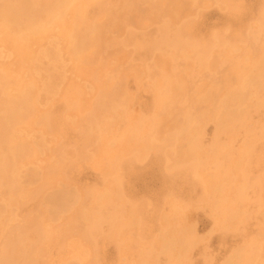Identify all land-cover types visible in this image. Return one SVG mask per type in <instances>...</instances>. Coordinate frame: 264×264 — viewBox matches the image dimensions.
<instances>
[{"label":"rangeland","instance_id":"obj_1","mask_svg":"<svg viewBox=\"0 0 264 264\" xmlns=\"http://www.w3.org/2000/svg\"><path fill=\"white\" fill-rule=\"evenodd\" d=\"M38 1L0 0L42 24L0 18V263L264 264V0Z\"/></svg>","mask_w":264,"mask_h":264},{"label":"bare ground","instance_id":"obj_2","mask_svg":"<svg viewBox=\"0 0 264 264\" xmlns=\"http://www.w3.org/2000/svg\"><path fill=\"white\" fill-rule=\"evenodd\" d=\"M36 1H38V0H36ZM46 1H47V0H45L44 2H46ZM50 1H51V0H50ZM50 1L48 0L46 3L49 4ZM54 1H55V0H54ZM57 1H58V0H57ZM65 1H66V0H65ZM75 1H76V0H75ZM75 1H74V2H75ZM90 1H92V0H90ZM175 1H176V0H175ZM7 2H8V1H7ZM38 2H39V1H38ZM52 2H53V1H52ZM58 2H59V1H58ZM60 2H61V1H60ZM74 2H73V3H74ZM78 2H80V1H78ZM156 2H157V1H156ZM159 2H160V1H159ZM177 2H178V1H177ZM218 2H219V1H218ZM222 2H223V1H222ZM3 3H4V2H3ZM31 3H32V2H31ZM61 3H62V2H61ZM73 3H72L71 1H70V2L67 1L65 4H62V5H58V6H57V4H55L57 7H56V8L54 7L55 10H54V8H53V10H52V12H54L53 17H52L53 20H54L56 23H58L59 20H61L63 13L66 12V11L70 8V6H71ZM92 3H93V1H92ZM168 3H169V2H168ZM174 3H175V2H174ZM16 4H17V3H16ZM32 4H33V3H32ZM48 4H43V5L48 6ZM51 4H52V3H50V6H48V7H49V10H50V7H52ZM79 4H80V3H79ZM81 4H82V2H81ZM159 4H160V3H159ZM159 4H158V5H159ZM177 4H178V3H177ZM192 4H193V3H192ZM216 4H217V3H216ZM4 5H5V4H4ZM6 5L9 7L8 4H6ZM34 5H35V4H34ZM73 5H74V4H73ZM73 5H72V6H73ZM75 5H76V4H75ZM83 5H84V4H83ZM153 5H156V4H153ZM32 6H33V5H32ZM81 6H82V5H81ZM81 6H80L81 10L83 9V11H84V9L86 8V7H84L85 5L83 6V8H82ZM86 6H87V3H86ZM90 6H91V5H90ZM115 6H116V5H115ZM162 6H163V5H162ZM178 6H179V5H177V7H178ZM48 7H45V9L43 8L44 10H46L45 12H47L48 9H46V8H48ZM77 7H79V5H78ZM31 8H32V7H31ZM35 8H36V7H35ZM35 8L33 7V10H35V11L37 12V9H35ZM38 8H39V7H38ZM40 8H42V7H40ZM40 8H39V10H40ZM113 8H114V7H113ZM162 8H163V7H162ZM22 9H23V7H19V8H18V13L21 12ZM70 9H71V8H70ZM77 9H78V8H77ZM153 9H154V8H153ZM13 10H14V9H13ZM20 10H21V11H20ZM33 10H32V12H33ZM49 10H48V11H49ZM85 10H86V9H85ZM14 11H15V10H14ZM14 11L12 12V8H11V9L6 8V10H5L4 13L2 14V16L0 17V18L3 19V23H4L5 25H10V26L12 25V26H15V27H16V31H17V33L20 34V35L23 34V33H25V35H26V34H27L26 32H30V33H32V34H36V33H38V31H40L39 29L42 27V24H41V22L39 23V22L35 19V15H33L32 13H31V14L29 13L30 11L28 12L29 14L26 15V17L24 16V17L26 18V20H25V18H24V21H25L24 23H22V22L19 21V19H18V16H19L18 13H17V12L14 13ZM41 11H43V10L41 9ZM72 11H73V10H72ZM72 11H71V12H72ZM77 11H78V10H77ZM79 11H80V9H79ZM86 11H87V10H86ZM103 11H104V10H103ZM67 12H68V11H67ZM34 13H35V12H34ZM37 13H38V12H37ZM72 13H73V12H72ZM84 13H86V12L84 11ZM174 13H175V15H177L176 12H174ZM20 14H21V13H20ZM35 14H36V13H35ZM39 14H40V13H39ZM39 14H38V15H39ZM51 14H52V13H51ZM77 14H78V12H77ZM0 15H1V13H0ZM79 15H80V12H79ZM110 15H111V14H110ZM173 15H174V14H173ZM260 15H261V14H260ZM39 16H40V15H39ZM43 16H44V15H43ZM43 16H42V18H43ZM49 16H50V15H49ZM49 16H48V17H49ZM81 16H83L82 13H81ZM263 16H264V14H263ZM78 17H79V16H78ZM85 17H86V16H85ZM95 17H96V16H95ZM95 17H94V18H95ZM97 17H98V16H97ZM110 17H111V16H110ZM36 18H37V15H36ZM81 18H82V17H81ZM166 18H168V17H166ZM186 18H187V17H185V19H186ZM2 19H0V21H1ZM20 19H21V18H20ZM29 19H31V20H29ZM43 19H44V18H43ZM43 19H42V20H43ZM71 19H72V17H71ZM92 19H93V18H92ZM113 19H114V18H113ZM168 19H169V18H168ZM21 20H22V19H21ZM39 20H40V19H39ZM62 20H64V19H62ZM85 20H86V18H85ZM90 20H91V19H90ZM169 20H170V19H169ZM43 21H45V20H43ZM46 21H47V20H46ZM54 21H53V22H54ZM70 21H71V20H70ZM77 21H78V20H77ZM80 21H81V20H80ZM88 21H89V20H88ZM96 21H97V19H96ZM111 21H112V19H111ZM183 21H184V20H183ZM50 22H52V20L49 21L48 24H49ZM55 22H54V23H55ZM83 22H84V21H83ZM99 22H100V21H98V23H99ZM256 22H257V21H256ZM54 23H53V25H54ZM56 23H55V24H56ZM77 23H78V22H77ZM84 23H85V22H84ZM84 23H83V24H84ZM93 23H95L94 20H93L92 24H93ZM165 23H166V22H165ZM165 23H164L163 25H165ZM257 23H258V22H257ZM50 24H51V23H50ZM62 24H63V23H62ZM83 24H82V25H83ZM90 24H91V23H90ZM96 24H97V23H96ZM99 24H100V23H99ZM255 24H256V23H255ZM56 25H57V24H56ZM56 25H55V26H56ZM78 25H80V24H78ZM87 25H88V24H87ZM166 25H167V24H166ZM178 25H179V24H178ZM49 26L52 27V25H49ZM49 26H48V27H49ZM85 26H86V25H85ZM88 26H91V27H92V25H88ZM88 26H87V29L90 30V29L88 28ZM96 26H98V25H96ZM167 26H168V25H167ZM7 27H8V26H7ZM50 27H49V28H50ZM79 27H80V26H79ZM93 27L95 28V26H93ZM93 27H92V28H93ZM126 27H127V25H126ZM176 27H177V26H176ZM53 28H54V26H53ZM70 28H71V26H70ZM85 28H86V27H84L83 30H84ZM92 28H91V29H92ZM94 28H93V29H94ZM97 28H98V27H97ZM177 28H178V27H177ZM263 28H264V27H263ZM51 29H52V28H51ZM93 29H92V30H93ZM104 29H105V28H104ZM130 29H131V28H130ZM7 30H9V29L7 28ZM11 30H13V29H11ZM65 30H66V29H65ZM68 30H69V29H68ZM75 30H77V29H75ZM94 30H95V29H94ZM247 30H249V29H247ZM4 31H5V30H4ZM50 31H51V30H50ZM53 31H54V30H53ZM84 31H85V30H84ZM90 31H91V30H90ZM98 31H99V28H98V30H97V33H98ZM257 31H258V30H257ZM41 32H42V31H41ZM47 32H49V31H47ZM51 32H52V31H51ZM55 32H56V31H55ZM73 32H74V30H73ZM88 32H89V31H88ZM174 32H175V31H174ZM30 33H29V34H30ZM44 33H45V32H44ZM75 33H76V32H75ZM81 33H82V31H81ZM92 33H93V32H92ZM167 33H168V32H167ZM175 33H176V32H175ZM249 33H250V32H249ZM29 34L26 35V36H27V41H28V39H29V38H28ZM58 34H59V33H58ZM90 34H91V33H90ZM95 34H96V33H95ZM250 34H251V33H250ZM2 35H3V34H2ZM92 35H93V34H92ZM96 35H97V34H96ZM167 35H168V34H167ZM177 35H178V34H177ZM5 36H6V35H5ZM30 36H31V34H30ZM51 36H52V35H51ZM56 36L58 37L57 34H56ZM83 36H84V35H83ZM85 36H86V35H85ZM94 36H95V35H94ZM62 37H63V36H62ZM163 37H164V36H163ZM179 37H180V36H179ZM20 38H21V37H20ZM25 38H26V37H25ZM34 38H35V37H34ZM86 38H87V37H86ZM88 38H89V37H88ZM160 38H161V36H160ZM168 38H169V37H168ZM80 39H81V38H80ZM163 39H164V38H163ZM176 39H177V38H176ZM180 39H181V38H180ZM182 39H183V38H182ZM186 39H187V38H185V40H186ZM215 39H216V38H215ZM253 39H255V38L253 37ZM9 40H10V39H9ZM21 40H22V39H21ZM64 40H65V39H64ZM10 41H11V40H10ZM10 41H9V42H10ZM27 41H26V42H27ZM61 41H62V40H61ZM98 41H99V39H98ZM176 41H177V40H176ZM178 41H179V40H178ZM186 41H187V40H186ZM2 42H3V41H2ZM81 42H82V41H81ZM87 42H88V41H87ZM90 42L92 43L93 41H90ZM90 42H89V44H90ZM158 42H161V41L158 40ZM173 42H174V41H173ZM173 42H172V43H173ZM245 42H246V41H245ZM23 43H24V42H23ZM64 43H65V42H64ZM79 43H80V42H79ZM85 43H86V42H85ZM172 43H171V44H172ZM191 43H192V42H191ZM242 43H243V42H242ZM65 44H66V43H65ZM71 44H72V43H71ZM86 44H88V43H86ZM157 44H158V43H157ZM157 44H156V45H157ZM163 44H164V43H163ZM212 44H213V43H212ZM223 44H224V43H223ZM226 44H227V43H226ZM228 44H229V43H228ZM243 44H244V43H243ZM10 45H11V44H10ZM26 45H27V44H26ZM28 45H29V43H28ZM28 45H27V46H28ZM66 45H67V44H66ZM66 45H64V47H65ZM83 45H84V44H83ZM158 45H159V44H158ZM177 45H178V44H177ZM210 45H211V44H210ZM2 46H3V45H2ZM30 46H31V45H30ZM167 46H168V45H167ZM193 46H194V45H193ZM195 46H196V45H195ZM216 46H217V44H216ZM222 46H223V45H222ZM70 47H71V45H70ZM73 47H74V46H73ZM73 47L71 48V49H72V54H71V52H69L71 55H75V54L77 53V52H76V51H77L76 49H78V48H77L76 45H75L76 49L74 48V49H75V50H74ZM95 47H96V46H95ZM154 47H155V46H154ZM172 47H173V45H172ZM175 47H176V46H175ZM28 48H29V47H28ZM31 48H32V47H31ZM158 48H159V47H158ZM230 48H231V47H230ZM0 49H1V48H0ZM10 49H11V46H10ZM66 49H67V48H66ZM69 49H70V48H69ZM81 49H82V48H81ZM85 49H86V48H85ZM175 49H176V48H175ZM191 49H192V48H191ZM1 50H2V49H1ZM29 50H30V48H29ZM67 50H68V49H67ZM79 50H80V49H79ZM82 50H83V49H82ZM162 50H163V49H162ZM162 50H161V51H162ZM30 51H31V50H30ZM68 51H69V50H68ZM89 51H90V50H89ZM175 51H176V50H175ZM191 51H192V50H191ZM234 51H235V50H234ZM234 51H233V52H234ZM31 52H32V51H31ZM84 52H85V51H84ZM155 52H156V51H155ZM25 53H26V52H25ZM61 53H62V52H61ZM81 53H82V51H81ZM81 53H80V54H81ZM85 53H86V52H85ZM160 53H161V52H160ZM190 53H191V52H190ZM59 54H60V53H59ZM80 54H79V55H80ZM90 54H91V53H90ZM93 54H94V53H93ZM153 54H154V53H153ZM83 55H84V54H82V56H83ZM164 55H166V54H164ZM68 56H69V55H68ZM77 56H78V54H77ZM89 56H90V55H89ZM93 56H94V55H93ZM93 56H92V57H93ZM188 56H189V55H188ZM21 57H22V56H21ZM29 57H30V56H29ZM29 57H28V58H29ZM33 57H34V56H33ZM71 57H72V56H71ZM83 57H84V56H83ZM90 58H91V56H90ZM189 58H190V57H189ZM199 58H200V57H199ZM262 58H263V57H262ZM74 59H76V58H74ZM185 59H186V58H185ZM202 59H203V58H202ZM206 59H207V57H206ZM26 60H27V59H26ZM72 60H73V59H72ZM90 60H91V59H90ZM37 61H38V60H37ZM75 61H77V60H75ZM81 61H82V60H81ZM224 61H225V60H224ZM27 62H28V61H27ZM72 62H73V61H72ZM105 62H106V61H105ZM109 62H111V61H109ZM225 62H226V61H225ZM256 62H257V61H256ZM261 62H262V61H261ZM25 63H26V62H25ZM75 63H76V62H75ZM205 63H206V62H205ZM18 64H20V63H18ZM21 64H22V63H21ZM254 65H255V64H254ZM21 66H22V65H21ZM80 66H81V65H80ZM11 67H12V66H11ZM11 67H9V68H11ZM75 67H76V66H75ZM263 67H264V66H263ZM95 68H96V67H95ZM0 69H2V68H0ZM30 69H31V68H30ZM77 69H78V68H77ZM91 70H92V69H91ZM260 70H261V69H260ZM3 71H4V70H3ZM7 71H9V69H8ZM28 71H29V70H28ZM79 71H80V70H79ZM93 71H94V70H93ZM0 72H1V74H2V71H0ZM17 72H18V71H17ZM29 72H30V71H29ZM238 72H239V71H238ZM8 73H9V72H8ZM12 73H13V72H12ZM12 73H11V74H12ZM86 73H87V72H86ZM117 73H118V72H117ZM252 73H253V72H252ZM252 73H251V75H252ZM260 73H261V72H260ZM18 74H19V73H18ZM237 74H238V73H237ZM241 74H242V73H241ZM5 75H6V74H5ZM7 75H8V74H7ZM128 75H129V74H128ZM245 75H246V74H245ZM248 75H249V74H248ZM248 75H247V76H248ZM251 75H250V76H251ZM256 75H257V73H256ZM0 76H1V75H0ZM8 76H9V75H8ZM247 76H246V77H247ZM19 77H20V76H19ZM33 77H34V76H33ZM47 77H48V76H47ZM112 77H113V76H112ZM252 77H253V76H252ZM4 78H5V77H4ZM10 78H11V77H10ZM104 78H105V77H104ZM7 79H8V78H7ZM23 79H24V78H23ZM25 79H26V78H25ZM33 79H34V78H33ZM249 79L251 80V78H249ZM1 80H2V82L5 81V83H6V79L3 80V75H2ZM48 80H49V79H48ZM159 80H160V79H159ZM11 81H12V80H11ZM103 81H105V80H103ZM2 82H1V83H2ZM29 82H30V81L28 80L27 83H29ZM109 82H110V81H109ZM249 82H250V81H249ZM259 82H260V81H259ZM262 82H263V81H262ZM5 83H3V84H4V85H7V84H5ZM244 83H245V82H244ZM3 84H2V87L4 86ZM20 84H21V83H20ZM47 84H48V83H47ZM97 84H98V83H97ZM102 84H103V83H102ZM23 85H25V84H23ZM23 85H22V86H23ZM29 85H32V84L29 83ZM29 85H28V86H29ZM107 85H108V84H107ZM261 85L263 86L264 84H261ZM0 86H1V85H0ZM14 86H15V85H14ZM20 86H21V85H20ZM26 86H27V85H26ZM28 86H27V87H28ZM77 86H78V85H77ZM4 87H6V86H4ZM98 87H99V85H98ZM249 87H250V86H249ZM252 87H253V86H252ZM263 87H264V86H263ZM0 88H1V87H0ZM14 88H15V87H14ZM14 88H13V89H14ZM103 88H104V87H103ZM110 88H111V86H110ZM157 88H158V87H157ZM256 88H257V86H256ZM259 88H260V87H259ZM9 89H10V88L8 87V91H9ZM13 89H12V90H13ZM22 89H23V87H22ZM28 89H29V88H27V90H28ZM250 89H251V88H250ZM1 90H2V89H1ZM23 90L26 91V88L23 89ZM23 90H22V91H23ZM243 90H244V89H243ZM14 91H15V90H14ZM30 91H31V89H30ZM93 91H94V89H93ZM100 91H101V90H100ZM240 91H241V90H240ZM19 92H20V91H19ZM26 92H27V91H26ZM26 92H24V94H25ZM101 92H102V91H101ZM2 93H3V92H2ZM13 93H14V92H13ZM21 93H22V92H21ZM30 93H31V92H30ZM30 93H29V90H28V94L25 95V96H29ZM32 93H33V92H32ZM44 93H45V92H44ZM97 93H98V92H97ZM158 93H159V91H158ZM249 93H250V92H249ZM255 93H256V92H255ZM16 94H17V93H16ZM162 94H163V93H162ZM98 95H99V93H98ZM226 95H227V94H226ZM21 96L23 97L22 94H21ZM25 96H24V97H25ZM164 96H165V95H164ZM229 96H230V95H228V97H229ZM234 96H235V95H234ZM10 97H11V96H10ZM236 97H237V96H236ZM12 98H13V97H11V99H12ZM105 98H106V97H105ZM161 98H162V96H161ZM231 98H232V97H231ZM26 99H27V98H26ZM67 99H68V98H67ZM98 99H99V98H98ZM157 99H158V98H157ZM157 99H156V100H157ZM252 99H253V98H252ZM13 100H15V99H12V101H11V100H10V101L13 103ZM29 100H30V99H29ZM29 100H26V101L29 102ZM36 100H37V99H36ZM65 100H66V99H65ZM207 100H208V99H207ZM238 100H239V97H238ZM8 101H9V100H8ZM23 101H24V100H23ZM30 101H31V100H30ZM73 101H74V100H73ZM11 102H8V103H9V106L13 107V109H14L15 107L18 106V105H17V106H16V105H12ZM14 102L17 103L16 100H15ZM68 102H70V101L68 100ZM160 102H161V101H160ZM185 102H186V101H185ZM196 102H197V101H196ZM219 102H220V101H219ZM224 102H225V101H224ZM239 102H240V101H239ZM71 103H72V102H71ZM75 103H76V102H75ZM241 103H242V102H241ZM0 104H1V103H0ZM10 104H11V105H10ZM14 104H15V103H14ZM18 104H19V102H18ZM24 104H26V103L24 102ZM180 104H181V103H180ZM220 104H221V103H220ZM2 105H4V104L2 103ZM2 105H1V106H2ZM26 105H27V104H26ZM35 105H36V104H35ZM35 105H34V106H35ZM71 105H73V104H71ZM100 105H101V104H100ZM169 105H170V104H169ZM221 105H223V104H221ZM14 106H15V107H14ZM34 106H33V107H34ZM69 106H70V105H69ZM74 106H75V104H74ZM77 106H79V104H78ZM96 106H97V105H96ZM115 106H116V105H115ZM119 106H120V104H119ZM224 106H225V105H224ZM35 107H36V106H35ZM66 107H67V106H66ZM70 107H71V106H70ZM70 107H69V108H70ZM79 107H80V106H79ZM228 107H229V106H228ZM236 107H237V106H236ZM236 107H234V108H236ZM22 108H23V107H22ZM25 108H26V107H25ZM119 108H120V107H119ZM158 108H159V107H158ZM231 108H232V107H231ZM241 108H242V107H241ZM20 109H21V108H20ZM35 109H36V108H35ZM98 109H99V106H98ZM98 109H97V110H98ZM162 109H163V108H162ZM236 109H237V108H236ZM239 109H240V108H239ZM16 110H17V109H16ZM22 110H23V109H22ZM66 110H67V109H66ZM216 110H217V109H216ZM241 110H242V109H241ZM241 110H240V111H241ZM3 111H4V110H3ZM3 111H2V112L0 111V112L3 113ZM25 111H26V110H25ZM90 111H91V110H90ZM220 111H222V110L220 109ZM224 111H225V110H224ZM230 111L232 112L231 114H234V113H233V110H230ZM5 112H6V111H5ZM5 112H4V113H5ZM11 112L13 113V110H12ZM14 112H15V110H14ZM26 112H27V111H26ZM26 112H23V111H22L23 114L26 113ZM113 112H114V110H113ZM227 112H228V111H227ZM44 113H46V111H45ZM218 113H219V112H218ZM240 113H241V112H240ZM244 113H245V112H244ZM15 114H16V113H15ZM115 114H116V113H115ZM226 114L228 115V113H226ZM237 114H239V113H237ZM237 114H236V116H237ZM21 115H22V114H21ZM31 115H33V113H32ZM43 115H44V114H43ZM219 115H220V114H219ZM223 115H224V113H223ZM227 115H225V116L228 117L229 115H228V116H227ZM239 115H241V114H239ZM239 115H238V116H239ZM8 116H9V115H8L7 113H5V115H4L2 118H0V128H1V127H4V125H6L7 123H8V125L10 124V123H9L10 118H9ZM17 116H18V115H17ZM151 116H152V115H151ZM168 116H169V115H168ZM220 116H221V115H220ZM225 116H224V117H225ZM21 117H24V116H21ZM44 117H45V116H44ZM218 117H219V116H218ZM218 117H217V119H218ZM226 117H225V119H226ZM242 117H243V115H242ZM242 117H241V118H242ZM12 118H13V117H12ZM16 118H17V117H16ZM67 118H68V116H67ZM150 118H151V117H150ZM211 118H212V117H211ZM222 118H223V116H222ZM232 118H233V117H232ZM31 119H32V118H31ZM31 119H30V120H31ZM93 119H94V118H93ZM96 119H97V118H96ZM132 119H133V118H132ZM132 119H131V120H132ZM147 119H148V118H147ZM229 119H231V118H229ZM229 119H227V120H229ZM13 120H14V119H13ZM15 120H16V119H15ZM25 120H26V119H25ZM32 120H33V119H32ZM35 120H36V119H35ZM69 120H71V119H69ZM107 120H108V119H107ZM113 120H114V119H113ZM127 120H128V119H127ZM231 120H232V119H231ZM233 120L236 121V119H233ZM16 121H17V120H16ZM21 121H22V120H21ZM27 121H28V120H27ZM43 121H44V120H43ZM154 121H155V120H154ZM10 122H11V121H10ZM71 122H72V121H71ZM215 122H217V121L215 120ZM222 122H223V120H222ZM227 122H228V121H227ZM229 122H231V121H229ZM229 122H228V123H229ZM236 122H238V121H236ZM34 123H36V122H34ZM225 123H226V122H225ZM233 123H234V121H233ZM233 123H232V125H233ZM23 124H25V123H23ZM92 124H93V123H92ZM196 124H197V123H196ZM215 124H216V123H215ZM230 124H231V123H230ZM249 124H250V123H249ZM130 125H131V124H130ZM216 125H217V124H216ZM223 125H224V124H223ZM227 125H228V124H227ZM17 126H18V125H17ZM19 126H20V125H19ZM26 126H27V125H26ZM125 126H126V125H125ZM191 126H192V125H191ZM12 127H13V126H12ZM131 127H132V126H131ZM148 127H149V126H148ZM227 127H228V126H227ZM229 127H231V125H230ZM9 128H10V127H9ZM33 128H34V127H33ZM149 128H150V127H149ZM222 128H223V127H222ZM2 129H3V128H2ZM26 129H27V128H26ZM110 129H111V128H110ZM143 129H144V128H143ZM145 129H146V128H145ZM145 129H144V130H145ZM231 129H232V128H231ZM100 130H101V129H99V131H100ZM135 130H136V129H135ZM135 130H134V131H135ZM180 130H183V129H180ZM184 130H185V129H184ZM221 130H222V129H221ZM223 130H225V129H223ZM5 131H6V129L4 130V133H5ZM18 131H20V129H19ZM123 131H124V130H123ZM128 131H129V130H128ZM232 131H233V130H232ZM7 132H8V131H7ZM10 132H11V131H10ZM16 132H17V131H16ZM16 132H15V134H16ZM83 132H84V131H83ZM85 132H86V131H85ZM132 132H133V131H132ZM180 132H181V131H180ZM182 132H183V131H182ZM182 132H181V134H182ZM188 132H189V131H188ZM214 132H215V131H214ZM127 133H128V132H127ZM133 133H134V132H133ZM174 133H175V132H174ZM11 134L13 135V133H11ZM83 134H84V133H83ZM122 134H123V133H122ZM125 134H126V133H125ZM135 134H136V133H135ZM198 134H200V133H198ZM198 134H197V136H199ZM6 135H7V134H6ZM120 135H121V134H120ZM126 135H127V134H126ZM154 135H155V134H154ZM217 135H219V133H218ZM9 136H10V135H9ZM19 136H20V135H19ZM21 136H22V135H21ZM174 136H175V135H174ZM189 136H190V135H189ZM191 136H193V135H191ZM195 136H196V135H195ZM86 137H87V136H86ZM256 137H257V136H256ZM113 138H114V137H113ZM136 138H137V137H136ZM151 138H152V137H151ZM188 138H189V137H188ZM9 139H10V137H9ZM84 139H86V138L84 137L83 140H84ZM120 139H121V138H120ZM186 139H187V138H186ZM189 139H190V138H189ZM189 139H188V140H189ZM191 139H192V138H191ZM11 140H13V139L11 138ZM22 140H24V139H22ZM22 140H21V141H22ZM86 140H87V139H86ZM98 140H100V139H98ZM6 141H8V140L6 139ZM18 141L20 142V145H21L20 147H22V144H23V143H21L20 140H18ZM123 141H124V140H123ZM190 141H191V140H190ZM193 141H194V139H193ZM227 141H228V140H227ZM234 141H235V140H234ZM116 142H117V141H116ZM125 142H126V141H125ZM128 142H129V141H128ZM161 142H162V141H161ZM16 143H17V142H16ZM27 143H28V141H27ZM34 143H35V142H34ZM36 143H37V142H36ZM95 143H96V142H95ZM130 143H131V142H130ZM187 143H188V142H187ZM191 143H192V142H191ZM191 143H190V144H191ZM13 144H15L14 141H13ZM13 144H12V145H13ZM134 144H135V143H134ZM198 144H199V143H198ZM198 144H197V145H198ZM252 144H253V143H252ZM195 145H196V144H195ZM30 146H31V145H30ZM39 146H40V145H39ZM39 146H38V147H39ZM128 146H129V145H128ZM248 146H249V145H248ZM15 147H16V146H15ZM23 147H24V146H23ZM38 147H37V148H38ZM196 147H197V146H196ZM198 147H199V146H198ZM1 148H2V147H1ZM29 148H30V147H29ZM122 148H123V147H122ZM188 148H189V147H188ZM194 148H195V147H194ZM242 148H243V147H242ZM127 149H128V148H127ZM247 149H248V147H247ZM26 150H27V149H26ZM29 150H30V149H29ZM36 150H37V149H36ZM36 150H35V151H36ZM102 150H103V149H102ZM129 150H130V149H129ZM191 150H192V149H191ZM196 150H197V148H196ZM200 150H201V149H200ZM110 151H111V150H110ZM119 151H121V150H119ZM193 151H194V150H193ZM27 152H28V151H27ZM31 152H32V151H31ZM183 152H184V151H183ZM190 152H191V151H190ZM7 153H8V152H6L5 154H7ZM20 153H21V152H20ZM39 153H40V152H39ZM2 154H3V152H2ZM5 154H4L3 156H5ZM8 154H9V153H8ZM25 154H26V153H25ZM123 154H124V153H123ZM181 154H182V153H181ZM28 155H29V154H28ZM28 155H27V156H28ZM111 155H112V154H111ZM29 156H30V155H29ZM9 157H10V154H9ZM30 157H31V156H30ZM114 157H115V156H114ZM0 158H2V155H1ZM27 158H28V157H27ZM3 159L5 160L4 157H3ZM7 159H8V158H7ZM7 159H6V160H7ZM9 159H10V158H9ZM109 159H110V157H109ZM6 160H5V161H6ZM65 160H66V159H65ZM9 161H10V160L6 161V162L9 163V165H8V164H5V165L8 166V169L10 168V162H9ZM199 161H201V160H199ZM219 161H220V160H219ZM232 161H233V160H232ZM11 162H12V161H11ZM57 162H60V161H57ZM57 162H56V163H57ZM64 162H65V161H64ZM181 162H182V161H181ZM0 164H1V163H0ZM15 164H16V163H15ZM18 164H19V163H18ZM23 164H24V163H23ZM29 164H30V163H29ZM100 164H101V163H100ZM197 164H198V163H197ZM2 165H3V164H1L0 167H2ZM5 165H4V166H5ZM12 165H13V164H12ZM203 165H204V164H203ZM15 166H16V165H15ZM15 166H13V167H15ZM21 166H22V165H21ZM165 166H166V165H165ZM200 167H201V166H200ZM215 167H216V165H215ZM16 168H17V167H16ZM25 168H26V167H25ZM4 169H5V168H4ZM4 169L2 170V171H3V174L5 173V172H4ZM8 169H7V170H8ZM19 169H20V168H19ZM235 169H236V168H235ZM15 170H17V169H15ZM227 170H228V169H227ZM230 170H231V168H230ZM6 172H8V171H6ZM13 173H15V172H13ZM224 173H225V172H224ZM0 174H1V173H0ZM8 174H9V172H8L7 174L5 173V175H7V176L9 177ZM16 174H17V173H16ZM225 174H226V173H225ZM238 174H239V173H238ZM12 175H13V174H12ZM234 175H235V174H234ZM1 176H2V174H1ZM7 176H6V177H7ZM17 176H18V175H17ZM6 177H5V178H6ZM8 177H7V178H8ZM213 177H214V176H213ZM5 178H4V180H5ZM6 180H7V179H6ZM6 180H5V181H6ZM14 180H15V178H14ZM221 180H222V179H221ZM7 181H9V180H7ZM2 183H3V184H4V183L6 184V182H2ZM18 183H19V182H18ZM205 183H206V182H205ZM22 184H23V183H22ZM39 185H40V184H39ZM3 186H4V185H3ZM7 186H8V185H7ZM12 186H13V185H12ZM14 186H15V185H14ZM15 187H16V186H15ZM22 187H23V186H22ZM109 187H111V186H109ZM1 188L4 189V187H1ZM8 188H9V187H8ZM16 188H17V187H16ZM10 189H12V188H10ZM215 189H216V188H215ZM12 190H14V189H12ZM18 190H19V189H18ZM92 190H93V189H92ZM212 190H213V189H212ZM15 191H16V190H15ZM93 191H94V190H93ZM106 191H107V190H106ZM237 191H238V190H237ZM19 192H20V191H19ZM103 192H104V191H103ZM222 192H223V191H222ZM64 193H65V192H64ZM84 193H85V192H84ZM87 193H88V192H87ZM105 193H107V192H105ZM3 194H4V193H3ZM30 194H31V193H30ZM98 194H99V193H98ZM110 194H111V193H110ZM68 195H69V194H68ZM8 196H9V195H8ZM94 196H95V195H94ZM102 196H103V195H102ZM82 197H83V196H82ZM104 197L107 198L108 196L105 195ZM238 197H239V196H238ZM9 198H10V196H9ZM64 198H65V197H64ZM224 198H225V197H224ZM224 198H223V199H224ZM8 200H9V199H8ZM94 200H95V199H94ZM6 201H7V200H6ZM6 201H5V202H6ZM69 201H70V200H69ZM78 201H79V200H78ZM80 201H82V199H80ZM220 201H221V199H220ZM230 202H231V201H230ZM79 203H80V202H79ZM104 203H105V202H104ZM104 203H103V204H104ZM80 204H81V203H80ZM101 204H102V203H101ZM106 204H107V203H106ZM78 206H79V204H78ZM78 206H77V207H78ZM214 206H215V205H214ZM216 206H218V205H216ZM216 206H215V207H216ZM224 206H225V205H224ZM77 207H76V208H77ZM94 207H95V206H94ZM176 207H177V206H176ZM231 208H232V207H231ZM64 209H65V208H64ZM174 209H175V208H174ZM178 209H179V208H178ZM225 209H226V208H225ZM234 209H236V208L234 207ZM83 210H84V209H83ZM226 210H227V209H226ZM226 210H225V211H226ZM11 211H12V210H11ZM88 211H89V210H88ZM183 211H184V210H183ZM225 211H224V212H225ZM232 211H233V210H232ZM66 213H67V212H66ZM182 213H183V212H182ZM231 213H232V212H231ZM2 214H3V213H2ZM8 214H9V213H8ZM84 214H85V212H84ZM221 214H222V213H221ZM232 215H233V213H232ZM232 217H234V215H233ZM22 218H23V217H22ZM71 218H72V217H71ZM84 218H85V216H84ZM93 218H94V217H93ZM94 219H95V218H94ZM181 220H182V219H181ZM217 220H218V219H217ZM236 220H237V219H236ZM92 221H93V220H92ZM96 222H97V221H96ZM96 222H95V223H96ZM100 222H101V221H100ZM38 223H39V222H38ZM105 223H106V222H105ZM2 224H4V223H2ZM34 224H35V223H34ZM177 224H178V223H177ZM88 225L90 226V224H88ZM88 225H86V226H88ZM34 226H35V225H33V227H34ZM86 226H85V228H86ZM91 226H93V225H91ZM39 227H40V226H39ZM94 227H96V226H93V228H94ZM230 227H231V226H230ZM1 228H2V227H1ZM47 228H48V227H47ZM2 229H3V228H2ZM2 229H1V230H2ZM35 229H36V228H35ZM91 229H92V227H91ZM36 230H37V229H36ZM45 230H46V229H45ZM92 230H94V229H92ZM37 231H38V230H37ZM37 231H35V232H37ZM65 231H66V230H65ZM75 231H76V230H75ZM85 231H86V230H85ZM88 231H90L89 228H88ZM165 231H166V229H165ZM181 231H182V230H181ZM17 232H18V231H17ZM43 232H44V231H43ZM83 232H84V231H83ZM178 232H180V231H178ZM52 233H53V232H52ZM175 233H176V232H175ZM17 234H18V233H17ZM89 234H90V233H89ZM165 234H166V233H165ZM40 235H41V234H39V236H40ZM178 235H179V234H178ZM36 236H38V232H37V235H36ZM39 236H38V237H39ZM45 236H46V235H45ZM57 236H58V235H57ZM86 236H87V235H86ZM5 237H6V236H5ZM18 238H19V237H18ZM18 238H17V239H18ZM22 238H23V237H22ZM35 238H36V237H35ZM82 238H84V237H82ZM85 238H86V237H85ZM178 238H180V237H178ZM192 238H193V237H192ZM36 239H37V238H36ZM86 239H87V238H86ZM86 239H85V240H86ZM174 239H175V238H174ZM181 239H182V238H181ZM190 239H191V238H190ZM5 240H6V239H5ZM8 240H9V239H8ZM20 240H22V239H20ZM20 240L18 239V241H20ZM46 240H47V239H46ZM168 240H169V239H168ZM176 240H177V239H176ZM9 241H10V240H9ZM25 241H27V240H25ZM33 241H34V240H33ZM33 241H31V242L33 243ZM75 241H76V240H75ZM179 241H180V239H179ZM187 241H188V240H187ZM260 241H261V240H260ZM22 242H23V240H22ZM167 242H168V241H167ZM176 242H178V240H177ZM184 242H185V239H184ZM10 243H11V242H10ZM168 243H169V242H168ZM170 243H171V242H170ZM179 243H180V242H179ZM192 243H193V242H192ZM8 244H9V243H8ZM8 244H7V245H8ZM13 244H16V243H13ZM21 244H22V243H21ZM161 244H162V243H161ZM181 244H182V243H181ZM10 245H11V244H10ZM10 245H9V246H10ZM29 245H30V244H29ZM166 245H167V244H166ZM174 245H175V243H174ZM182 245H183V244H182ZM9 246H8V247H9ZM162 246H163V245H162ZM11 247H12V245L10 246V248H11ZM81 247H82V246H81ZM168 247H169V246H168ZM243 247H244V246H243ZM21 248H23V247H21ZM25 248H26V247H25ZM160 248H161V247H160ZM179 248H181V247H179ZM19 249H20V248H19ZM79 249H80V248H79ZM82 249H83V248H81L80 250H82ZM84 249H85V248H84ZM84 249H83V250H84ZM2 250H3V248H2ZM15 250H16V249H15ZM85 250H86V249H85ZM167 250H168V249H167ZM181 250H182V249H181ZM6 251H8V250H6ZM6 251H5V252H6ZM160 251H161V250H160ZM169 251H170V250H169ZM177 251H178V250H177ZM10 252H11V251H10ZM12 252H13V251H12ZM12 252H11V254H12ZM146 252H147V251H146ZM165 252H166V251H165ZM170 252H171V251H170ZM2 253H4V252L2 251ZM2 253H1V254H2ZM14 253H16V252H14ZM167 253H168V252H167ZM170 254H171V253H170ZM246 254H247V253H246ZM249 254H250V253H249ZM253 254H254V253H253ZM12 255H14V254H12ZM17 255H18V254H17ZM20 255H22V253H21ZM33 255H34V254H33ZM139 255H140V254H139ZM177 255H179V254H177ZM244 255H245V254H244ZM2 256H4V258H6L5 255H2ZM6 256H7V255H6ZM76 256H77V255H76ZM88 256H89V255H88ZM166 256H167V255H166ZM238 256H239V255H238ZM248 256H249V255H248ZM259 256H260V255H259ZM259 256H258V257H259ZM72 257H73V256H72ZM89 257H90V256H89ZM229 257H230V256H229ZM74 258H75V257H74ZM77 258H78V257H77ZM169 258H170V257H169ZM241 258H242V257H241ZM25 259H26V258H25ZM78 259H79V258H78ZM144 259H146V258H144ZM236 259H237V258H236ZM8 260H9V259H8ZM69 260H70V258H69ZM81 260H82V259H81ZM81 260H80V261H81ZM248 260H249V259H248ZM248 260H246V261L248 262ZM250 260H251V259H250ZM13 261H14V260H13ZM23 261L26 262V260H23ZM82 261H84V259H83ZM178 261H179V260H178ZM8 262H9V261H8ZM11 262H12V260H11ZM145 262H146V261H145ZM172 262H173V261H172ZM224 262H225V261H224ZM6 263H7V262H6ZM6 263H5V264H6ZM16 263H18V261H17ZM65 263H66V262H65ZM232 263H233V262H232ZM260 263H261V262H260ZM0 264H1V263H0ZM174 264H175V263H174ZM242 264H243V263H242ZM246 264H247V263H246ZM254 264H255V263H254Z\"/></svg>","mask_w":264,"mask_h":264}]
</instances>
